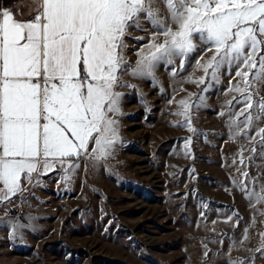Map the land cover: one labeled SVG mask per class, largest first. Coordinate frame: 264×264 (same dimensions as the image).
I'll return each instance as SVG.
<instances>
[{
	"label": "rangeland",
	"instance_id": "374dc122",
	"mask_svg": "<svg viewBox=\"0 0 264 264\" xmlns=\"http://www.w3.org/2000/svg\"><path fill=\"white\" fill-rule=\"evenodd\" d=\"M153 8L178 27L166 0ZM130 27L109 154L94 160L90 143L83 158L53 162L48 176L41 160L22 178L26 187L0 206V264H264V158L249 151L264 152L251 139L264 122L245 133L244 117L233 115L238 68L206 74L214 49L194 37L187 56L134 76L163 36L144 16ZM181 100L191 105V128L177 115Z\"/></svg>",
	"mask_w": 264,
	"mask_h": 264
},
{
	"label": "snow or ice",
	"instance_id": "6c2138e0",
	"mask_svg": "<svg viewBox=\"0 0 264 264\" xmlns=\"http://www.w3.org/2000/svg\"><path fill=\"white\" fill-rule=\"evenodd\" d=\"M166 3L175 30L157 18L153 0H37L28 19L0 9V202L22 190V178L31 180L41 160L47 173L53 162L63 166L66 158L88 154L90 143L94 160L109 154L117 139L109 114L119 112L121 94L114 89L123 83L117 74L126 71L123 37L128 27H139L141 16L163 41L150 42L152 51L140 57L132 75L151 76L158 62L187 56L198 38L207 51L214 49L202 66L206 74L238 68L243 87H235L241 98L233 100L241 111L233 115L244 117L245 133L254 121L264 122V0ZM179 103L177 115L191 128V105ZM256 136L264 148V127L251 139ZM249 151L250 159L264 158L256 147Z\"/></svg>",
	"mask_w": 264,
	"mask_h": 264
},
{
	"label": "crops",
	"instance_id": "0c3cea01",
	"mask_svg": "<svg viewBox=\"0 0 264 264\" xmlns=\"http://www.w3.org/2000/svg\"><path fill=\"white\" fill-rule=\"evenodd\" d=\"M36 7H37V0H9L6 7L3 9H8L9 11L13 12L14 18L28 19L30 17V15L35 11ZM130 28L131 27H128L127 30ZM83 157H84V155H82L80 157L66 158V159L79 160ZM48 174H49V172H47V173L43 172L42 176H48ZM33 175H34V172L32 173V176ZM26 184H27V181L21 182L22 190L26 187ZM0 187H2V185H0ZM17 197H18V194H16L11 199L0 202V206L11 202L12 200H14Z\"/></svg>",
	"mask_w": 264,
	"mask_h": 264
},
{
	"label": "trees",
	"instance_id": "16d2710c",
	"mask_svg": "<svg viewBox=\"0 0 264 264\" xmlns=\"http://www.w3.org/2000/svg\"><path fill=\"white\" fill-rule=\"evenodd\" d=\"M9 0H0V9H3L6 7Z\"/></svg>",
	"mask_w": 264,
	"mask_h": 264
}]
</instances>
